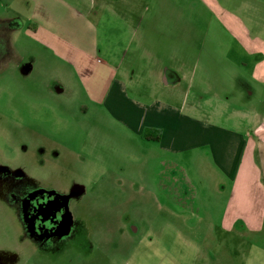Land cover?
Returning <instances> with one entry per match:
<instances>
[{
    "label": "rangeland",
    "instance_id": "374dc122",
    "mask_svg": "<svg viewBox=\"0 0 264 264\" xmlns=\"http://www.w3.org/2000/svg\"><path fill=\"white\" fill-rule=\"evenodd\" d=\"M178 6L175 25L183 44L191 27L202 64L225 63L233 26L264 40V0ZM28 17L26 0H0V20L16 26L0 62V264H264V229L222 225L229 181L197 158L146 156L136 136L110 133L79 82L51 81L58 62L26 34ZM32 194L49 195L58 228H35Z\"/></svg>",
    "mask_w": 264,
    "mask_h": 264
},
{
    "label": "crops",
    "instance_id": "0c3cea01",
    "mask_svg": "<svg viewBox=\"0 0 264 264\" xmlns=\"http://www.w3.org/2000/svg\"><path fill=\"white\" fill-rule=\"evenodd\" d=\"M26 4V34L58 62L51 81L79 82L101 117L111 118L110 133L136 136L146 156L197 158V166L226 178L224 227L244 220L250 231L264 229L263 39L233 26L225 63L215 66L192 58L191 27L183 44L174 21L180 0ZM145 128L160 129V140L143 138Z\"/></svg>",
    "mask_w": 264,
    "mask_h": 264
},
{
    "label": "flooded vegetation",
    "instance_id": "af4514ba",
    "mask_svg": "<svg viewBox=\"0 0 264 264\" xmlns=\"http://www.w3.org/2000/svg\"><path fill=\"white\" fill-rule=\"evenodd\" d=\"M0 28H1V30H0V62H1V60L4 56V52H3L4 51V47H3L4 36L2 37V35L4 34V32L7 33L6 30L12 31V29L10 27H8L7 25H5L4 20H0ZM8 33H10V32H8ZM31 188L33 189V186ZM30 200H32L31 201L32 207L30 209L31 210V218H33L36 229L45 230L44 228H48V227H53V229H56V228H58V226H60L59 225L61 222V221L59 222L60 218L59 219L53 218V216L50 215V210H49L48 206L50 204L49 201L51 199H50L49 195H47V194H38V195L32 194V198H30ZM41 208L43 210L40 211ZM38 211H40L39 214H37ZM56 213L59 214L58 212H56ZM53 229H51V230H53Z\"/></svg>",
    "mask_w": 264,
    "mask_h": 264
},
{
    "label": "trees",
    "instance_id": "16d2710c",
    "mask_svg": "<svg viewBox=\"0 0 264 264\" xmlns=\"http://www.w3.org/2000/svg\"><path fill=\"white\" fill-rule=\"evenodd\" d=\"M14 21L12 20L11 22L7 21L5 22L6 24H8V26L12 29L15 30L16 26L13 23ZM14 25V26H13ZM142 136L143 138L147 139V140H160L161 138V130L160 129H153V128H145L142 132Z\"/></svg>",
    "mask_w": 264,
    "mask_h": 264
}]
</instances>
